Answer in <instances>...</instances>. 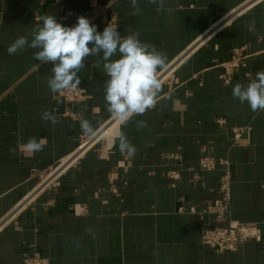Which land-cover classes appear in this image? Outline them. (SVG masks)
<instances>
[{"label":"crops","instance_id":"1","mask_svg":"<svg viewBox=\"0 0 264 264\" xmlns=\"http://www.w3.org/2000/svg\"><path fill=\"white\" fill-rule=\"evenodd\" d=\"M137 3L133 15L131 0H0V264L33 256L47 264H264V111L232 96L237 82L247 85L264 70V0ZM43 15L68 27L84 16L100 32L114 20L122 37L139 33L165 52L156 106L127 125L114 120L104 100L108 77L96 57L86 58L79 73L77 102L52 93L51 65L34 60L37 49L6 52L19 36L30 41ZM234 60L239 64L228 68ZM45 110L59 123L43 121ZM81 118L96 132L112 121L114 135L40 190L49 170L86 136ZM121 131L136 149L132 156L119 150ZM33 137L45 138L46 146L24 152ZM206 156L227 167L200 171ZM225 170L231 224L261 232L260 241L233 250L201 242L205 224L222 225L199 211L222 201Z\"/></svg>","mask_w":264,"mask_h":264},{"label":"clouds","instance_id":"2","mask_svg":"<svg viewBox=\"0 0 264 264\" xmlns=\"http://www.w3.org/2000/svg\"><path fill=\"white\" fill-rule=\"evenodd\" d=\"M149 2L156 4L158 0ZM131 4L133 15H138L137 0H131ZM40 21L42 23L33 28L30 41L26 36H19L6 47V52L15 55L26 47L37 49L33 54L34 60L51 65L52 76L47 80V86L52 93L75 91L81 84L79 73L85 67L86 58L96 57L95 66L102 64L108 77L104 82V100L114 120L127 125L133 116L143 115L156 106L162 89L158 72L167 62L165 52L153 44L142 42L139 33L122 37L112 23L100 32L84 16H79L72 27L59 23L52 15H43ZM117 53L119 58L113 60ZM232 96L241 103L247 102L253 112L264 111V70L257 72L247 85L237 82L232 88ZM40 118L53 125L59 123L54 111L45 110L40 113ZM137 126L146 127V123L138 121ZM80 128L86 136L96 134L88 119L81 118ZM117 139L122 153L135 154V147L123 131L118 133ZM46 144L45 138L37 140L33 137L22 148L24 152L34 154L43 151Z\"/></svg>","mask_w":264,"mask_h":264},{"label":"built area","instance_id":"3","mask_svg":"<svg viewBox=\"0 0 264 264\" xmlns=\"http://www.w3.org/2000/svg\"><path fill=\"white\" fill-rule=\"evenodd\" d=\"M46 1V0H45ZM109 23H114V20H110ZM243 48L234 50L236 55H239L242 52ZM238 61L234 60L232 63L228 64V68L236 67ZM161 75V73H158ZM80 93L77 88L75 91H65L64 99L68 102H77L79 99ZM100 131L96 132L94 136H81L80 142L73 154L66 160L59 162L54 168L50 169L48 174L42 179L39 187L40 190L51 186L55 183L56 177L58 174L74 163L82 153L87 151L89 148L93 147L100 138H96ZM218 165H224L227 167L226 162L221 160H216L213 157H203L199 160V170L200 171H212ZM169 176L177 179L178 175L176 173H169ZM197 178V175L194 176ZM219 193L221 195L222 201L216 206H208L199 211L201 216L204 215H214L216 220L222 224L220 226L210 227L208 224H205V228L202 233L201 242L204 245L215 247L221 250H233L239 244L249 241L261 240V232L258 226L254 224H240L234 223L231 224L228 212V201L230 198V176L228 170H225L219 187ZM190 212H194V209L191 208ZM20 264H47L39 256H33L23 260Z\"/></svg>","mask_w":264,"mask_h":264},{"label":"bare ground","instance_id":"4","mask_svg":"<svg viewBox=\"0 0 264 264\" xmlns=\"http://www.w3.org/2000/svg\"><path fill=\"white\" fill-rule=\"evenodd\" d=\"M104 130H105L104 128L101 129L100 132L98 133V135L96 136V138H102L100 136L106 134V132H104ZM109 132H110V134L106 138H111L112 135H114L113 128L112 129L110 128Z\"/></svg>","mask_w":264,"mask_h":264},{"label":"rangeland","instance_id":"5","mask_svg":"<svg viewBox=\"0 0 264 264\" xmlns=\"http://www.w3.org/2000/svg\"><path fill=\"white\" fill-rule=\"evenodd\" d=\"M111 122H112V121H111ZM111 122H110L107 126L104 127V129H105L104 132H106V134L101 135L100 137H102V138H106V137L110 134L109 129H110ZM111 129H112V128H111Z\"/></svg>","mask_w":264,"mask_h":264}]
</instances>
